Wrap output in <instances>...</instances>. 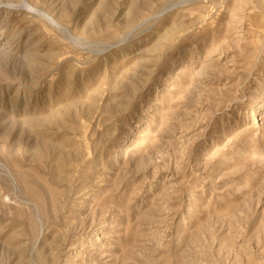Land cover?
<instances>
[{
	"label": "rangeland",
	"instance_id": "obj_1",
	"mask_svg": "<svg viewBox=\"0 0 264 264\" xmlns=\"http://www.w3.org/2000/svg\"><path fill=\"white\" fill-rule=\"evenodd\" d=\"M0 264H264V0H0Z\"/></svg>",
	"mask_w": 264,
	"mask_h": 264
}]
</instances>
